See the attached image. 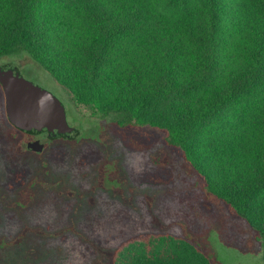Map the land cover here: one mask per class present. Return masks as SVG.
Here are the masks:
<instances>
[{
	"label": "trees",
	"instance_id": "obj_1",
	"mask_svg": "<svg viewBox=\"0 0 264 264\" xmlns=\"http://www.w3.org/2000/svg\"><path fill=\"white\" fill-rule=\"evenodd\" d=\"M24 56L64 88L69 110L109 121L125 147L161 142L264 246V0H0V59ZM36 181L13 172L3 201L19 206ZM143 235L116 246L111 264H188L125 255ZM155 235L213 264L192 241Z\"/></svg>",
	"mask_w": 264,
	"mask_h": 264
},
{
	"label": "rangeland",
	"instance_id": "obj_2",
	"mask_svg": "<svg viewBox=\"0 0 264 264\" xmlns=\"http://www.w3.org/2000/svg\"><path fill=\"white\" fill-rule=\"evenodd\" d=\"M15 64L63 103L67 122L79 135L54 142L41 138L45 151L30 155L28 137L14 135L10 144L3 137L9 127L1 120L0 264H111L116 246L141 234L124 249L128 257L179 256L197 264L194 250L155 235L161 232L192 241L213 264H264V246L254 229L231 216L161 142L151 141L146 150L125 147L109 121L69 110L64 88L50 78L45 83L30 58ZM208 142L214 145L213 139ZM15 171L38 175L33 192L22 202L17 197L19 206L3 201L5 195L13 199L8 182ZM25 202L30 203L24 210ZM256 203H264V191Z\"/></svg>",
	"mask_w": 264,
	"mask_h": 264
},
{
	"label": "water",
	"instance_id": "obj_3",
	"mask_svg": "<svg viewBox=\"0 0 264 264\" xmlns=\"http://www.w3.org/2000/svg\"><path fill=\"white\" fill-rule=\"evenodd\" d=\"M5 113L9 124L21 132L43 133L52 138H75L77 129L66 119L63 103L49 90L23 78L13 69H0ZM40 141H30L27 149L42 152Z\"/></svg>",
	"mask_w": 264,
	"mask_h": 264
},
{
	"label": "flooded vegetation",
	"instance_id": "obj_4",
	"mask_svg": "<svg viewBox=\"0 0 264 264\" xmlns=\"http://www.w3.org/2000/svg\"><path fill=\"white\" fill-rule=\"evenodd\" d=\"M0 60H2V59H0ZM0 69H7V70L8 69H13V71L18 72L23 78H25L28 81H30L26 77V75H29L27 70H25L23 68V66L16 65L15 61H10V60L3 61L2 60V62L0 63ZM1 120H2V122L5 120V123L8 122L7 117H6V113H5V103H4L3 90H2V87H1V84H0V128L2 127L1 126ZM14 129L19 132V135L28 137L27 138V142H26V149H27V143L30 142V141H40V142H42L41 138L42 139L46 138L47 142H54L56 140L55 138L50 137L46 132L34 134V133L21 132V131L17 130L16 128H14ZM19 135H17V136H19ZM42 143L44 145L43 150L45 151V143L44 142H42ZM27 151H28V154L36 155V156H39V155L43 154V152H44V151H42V152L38 153V152L31 151L29 149H27Z\"/></svg>",
	"mask_w": 264,
	"mask_h": 264
}]
</instances>
